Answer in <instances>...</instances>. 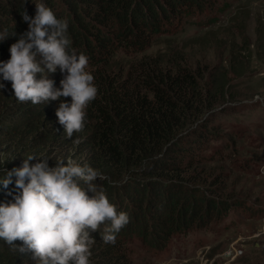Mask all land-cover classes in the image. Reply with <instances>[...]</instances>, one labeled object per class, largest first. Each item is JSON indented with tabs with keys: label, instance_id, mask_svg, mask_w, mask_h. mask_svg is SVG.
Wrapping results in <instances>:
<instances>
[{
	"label": "trees",
	"instance_id": "1",
	"mask_svg": "<svg viewBox=\"0 0 264 264\" xmlns=\"http://www.w3.org/2000/svg\"><path fill=\"white\" fill-rule=\"evenodd\" d=\"M41 2L57 19L67 21L70 47L88 58L87 70L94 76L97 98L86 108L84 129L69 139L55 116L59 101L36 105L17 102L11 82L4 81L5 87L0 89V150L23 158L29 154L54 155L50 158L53 164L58 156L78 155L77 162L103 174L104 179L97 182L109 202L133 219L116 235L115 244H105L101 239L104 225L92 233L95 244L90 263L124 264L120 245L129 235L118 238L123 232H136L159 246L171 234L190 227L195 219L199 223L205 214L218 215L217 204L203 199L199 203L179 201L178 205L171 180L165 184L153 178L179 176L182 162L176 155L183 152L182 141L189 137L183 131L213 108L215 98L224 96L227 83L217 79L216 93L207 96L184 65L169 64L157 55L155 59L145 56L124 69L115 63L114 56L117 51L141 53L154 37L176 32L186 18L221 10L219 0H0V36L5 37L0 41V60L9 59L10 45L28 30L21 15L26 11L34 17L35 4ZM49 78L60 87L63 75L57 69ZM194 132L189 143L198 146L203 138L210 137L205 127ZM193 159L194 154L190 162ZM3 167L13 168L3 164L0 169ZM167 169L173 175L168 176ZM121 185L123 196L118 201L116 190ZM8 190L14 191V185ZM6 191L0 188V201L10 199ZM0 264L33 262L30 254L15 252L0 240Z\"/></svg>",
	"mask_w": 264,
	"mask_h": 264
},
{
	"label": "rangeland",
	"instance_id": "2",
	"mask_svg": "<svg viewBox=\"0 0 264 264\" xmlns=\"http://www.w3.org/2000/svg\"><path fill=\"white\" fill-rule=\"evenodd\" d=\"M218 3L221 10L186 18L176 32L154 37L141 53H115V63L124 69L157 55L169 64L184 65L207 96L216 93L217 79L227 83L224 96L215 98L202 121L183 131L189 137L176 155L182 162L179 176L153 178L165 184L171 180L177 204L203 199L217 204L218 215L205 214L199 223L195 219L159 246L136 232L119 234L121 239L129 235L120 245L124 264H264V0ZM204 127L210 137L203 138L200 146L189 143L194 129ZM23 159L0 150V166L5 161L4 165L19 167ZM53 162L50 159L49 165ZM166 172L173 175L169 169ZM122 191L121 185L116 190L118 201Z\"/></svg>",
	"mask_w": 264,
	"mask_h": 264
},
{
	"label": "clouds",
	"instance_id": "3",
	"mask_svg": "<svg viewBox=\"0 0 264 264\" xmlns=\"http://www.w3.org/2000/svg\"><path fill=\"white\" fill-rule=\"evenodd\" d=\"M35 9L34 17L26 11L21 15L28 30L10 45L9 59L0 60V89L4 81L11 82L20 103L59 101L55 116L71 139L84 129L86 108L98 89L87 70L88 58L70 47L67 21L42 2ZM57 69L63 75L60 87L49 78ZM49 160L29 154L19 167L0 169V188L10 197L0 201V240L15 252L30 254L33 264H90L92 233L104 225L101 239L115 244L129 216L109 202L97 182L104 179L98 169L71 158L58 157L54 166ZM10 184L14 191L8 190Z\"/></svg>",
	"mask_w": 264,
	"mask_h": 264
}]
</instances>
